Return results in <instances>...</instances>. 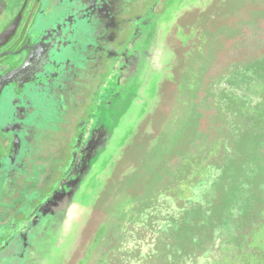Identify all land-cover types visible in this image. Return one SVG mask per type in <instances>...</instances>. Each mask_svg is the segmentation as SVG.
Instances as JSON below:
<instances>
[{
	"label": "rangeland",
	"instance_id": "1",
	"mask_svg": "<svg viewBox=\"0 0 264 264\" xmlns=\"http://www.w3.org/2000/svg\"><path fill=\"white\" fill-rule=\"evenodd\" d=\"M158 29L73 199L57 192L32 252L17 237L2 264H264V0H174Z\"/></svg>",
	"mask_w": 264,
	"mask_h": 264
},
{
	"label": "water",
	"instance_id": "2",
	"mask_svg": "<svg viewBox=\"0 0 264 264\" xmlns=\"http://www.w3.org/2000/svg\"><path fill=\"white\" fill-rule=\"evenodd\" d=\"M114 2L45 0L22 47L26 59L0 68V132L13 136L9 153L0 157V250L68 170L98 89L125 47L131 28L105 39L102 15L115 11V18L132 24L154 0L134 1L126 11L119 9L121 0ZM15 30L8 26L0 42Z\"/></svg>",
	"mask_w": 264,
	"mask_h": 264
},
{
	"label": "flooded vegetation",
	"instance_id": "3",
	"mask_svg": "<svg viewBox=\"0 0 264 264\" xmlns=\"http://www.w3.org/2000/svg\"><path fill=\"white\" fill-rule=\"evenodd\" d=\"M10 1L11 0H0V34H2L8 26L13 24L16 26V30L10 38L0 42V68L6 66L19 67L22 65L27 56V51L22 49V47L27 39L28 31L36 19L37 13H39L45 2V0ZM117 1L118 0H115L113 5H115ZM121 1L122 4L119 9L126 11L128 10L127 7L137 0ZM173 1L174 0H154L153 3H148L146 9L143 10L142 16L138 19L134 18L132 24L125 20L121 21L120 18H115V11L114 13L108 14V16L106 15V18L104 14L102 15L105 24L102 30V37L105 39L112 37V35L114 38L115 32H117L115 34L117 36L125 28H131V33L127 38L128 40L126 41L125 47L115 58L106 78L98 89L94 106L91 112L87 114V120L80 131L82 134L81 142L68 170H66L64 176L61 177L59 184L55 187L48 199L39 206L36 213L30 219L23 222L25 227L18 232L9 246L15 240L20 239L22 244L28 248L30 254L33 245H30L28 236L34 229L36 220L42 215L40 210L55 196V194H57V192L72 190L69 203L73 199L72 195L78 189V184L80 182V180L78 182L76 180V173L79 166H81L82 156L85 154L88 147L96 140L100 128L104 124L105 115L109 112L119 110L126 103H128V107H130L137 97V92L143 85L142 74L147 70L148 62H150V58L153 54L152 51L155 49L154 46L159 31L158 26L163 19L164 13L172 7ZM0 136L2 137V143L0 145L1 157L9 153L13 136L4 132H0ZM69 136L71 137V133H69ZM67 148L68 146L66 147V153L68 151ZM30 223L33 224L31 225ZM20 253H14L11 260H13L14 257L21 256ZM4 262L6 263L5 259L0 261V264Z\"/></svg>",
	"mask_w": 264,
	"mask_h": 264
}]
</instances>
